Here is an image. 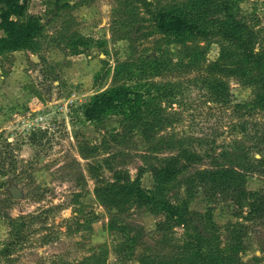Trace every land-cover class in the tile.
<instances>
[{"label": "rangeland", "instance_id": "obj_1", "mask_svg": "<svg viewBox=\"0 0 264 264\" xmlns=\"http://www.w3.org/2000/svg\"><path fill=\"white\" fill-rule=\"evenodd\" d=\"M190 1H29L38 51L0 55V264H264V110L249 108L264 71L248 58L264 51V0H212L240 40L226 12L179 40L158 28ZM214 81L233 103L210 101ZM120 89L142 98L85 118ZM208 171L228 192L192 186ZM106 188L129 200L102 202Z\"/></svg>", "mask_w": 264, "mask_h": 264}, {"label": "trees", "instance_id": "obj_2", "mask_svg": "<svg viewBox=\"0 0 264 264\" xmlns=\"http://www.w3.org/2000/svg\"><path fill=\"white\" fill-rule=\"evenodd\" d=\"M31 0H0V28L4 31L5 36L0 38V55L7 50L10 49H30L38 51L40 44L36 42L33 36V31L37 25L36 21L33 23L29 22L31 19L24 20L26 15L28 3ZM61 1V0H55ZM234 1V0H233ZM229 4L226 1L217 2L212 0H195L190 1L186 5L188 9L182 11V13H178L176 11H164L161 12L159 16L158 28L165 33H171L179 38L186 32L197 31L201 27L207 25L210 21L207 20L209 16H218V14L222 12H226V19L220 25L224 29H228L227 32L234 36L237 39H241L244 37V25L241 22L235 21L234 15L229 13ZM188 11V12H186ZM186 12V13H185ZM231 21V22H229ZM218 22L217 21H214ZM229 24V25H228ZM230 39V36H226ZM231 40V39H230ZM230 53H223L222 59L228 61L230 59ZM248 58L251 60H256L259 64H261V68L264 71V51L262 54L256 57L252 55H248ZM207 88L210 92V101L216 105H229L233 103L232 95L229 92L228 86L219 81H214L207 85ZM133 92L130 90L120 89L117 91H113L112 93H106L98 96L92 103H90L85 111L84 116L88 121H96L100 117H102L107 112L119 108L122 105H125L131 101H139L142 98L141 93H137L135 98H132ZM239 108H244L239 104L236 105ZM250 111H258L264 110V94L258 95L254 102L249 106ZM175 165H177L175 163ZM188 166V165H187ZM181 169L178 168H168L166 170L158 171L156 170L155 176L158 181L164 182L166 177L169 180L170 177H174L177 175ZM228 172V171H226ZM220 172H206L201 174V176L193 179L192 186L201 185L207 191L214 194L215 197L218 193H226L227 188H229L228 183L219 178ZM131 189V193L140 192L141 190L138 188V185ZM190 189L193 190V187ZM240 193L244 194L245 189L238 188ZM238 189H234V192H237ZM222 190V191H221ZM126 190L121 188L118 194L123 197L119 198L118 196L112 197L110 200L115 198V202H109L105 199L102 194L107 196H112L113 193L109 188L104 190L100 189L96 191L100 200L105 203H110V205H121L126 203L125 199L129 200L128 194L125 193ZM103 192V193H102ZM102 193V194H101ZM239 193V192H237ZM114 201V200H113ZM117 203V204H115ZM143 204V203H142ZM239 204V203H238ZM167 209H172L171 207H165ZM174 212V211H173ZM175 214V212L173 213ZM158 229L163 230L162 224H158Z\"/></svg>", "mask_w": 264, "mask_h": 264}, {"label": "water", "instance_id": "obj_3", "mask_svg": "<svg viewBox=\"0 0 264 264\" xmlns=\"http://www.w3.org/2000/svg\"><path fill=\"white\" fill-rule=\"evenodd\" d=\"M11 191H12V194L14 195V197H16V198L22 197V192L20 189L13 186V187H11Z\"/></svg>", "mask_w": 264, "mask_h": 264}]
</instances>
